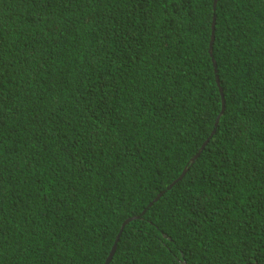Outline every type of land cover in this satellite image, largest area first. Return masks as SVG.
Returning <instances> with one entry per match:
<instances>
[{
	"label": "trees",
	"instance_id": "16d2710c",
	"mask_svg": "<svg viewBox=\"0 0 264 264\" xmlns=\"http://www.w3.org/2000/svg\"><path fill=\"white\" fill-rule=\"evenodd\" d=\"M213 4L0 0V264H264V0Z\"/></svg>",
	"mask_w": 264,
	"mask_h": 264
},
{
	"label": "water",
	"instance_id": "95a60500",
	"mask_svg": "<svg viewBox=\"0 0 264 264\" xmlns=\"http://www.w3.org/2000/svg\"><path fill=\"white\" fill-rule=\"evenodd\" d=\"M216 2H217V0H214V9H215V4H216ZM214 17H213V23H212V29H213V27H214ZM209 52H210V55H211V46H210V50H209ZM212 57V56H211ZM214 63V62H213ZM214 65H215V63H214ZM220 92H221V90H220ZM222 105H223V102H222ZM222 109H223V106H222ZM218 120L216 119V122H217ZM114 248H115V245H113V247H112V249H111V252H110V254H109V257H108V259L111 257V255H112V253H113V250H114Z\"/></svg>",
	"mask_w": 264,
	"mask_h": 264
}]
</instances>
